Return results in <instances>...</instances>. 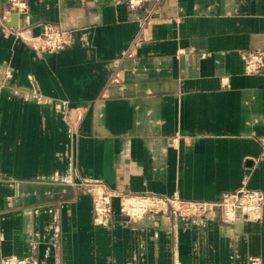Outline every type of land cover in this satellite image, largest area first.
<instances>
[{
    "label": "crops",
    "instance_id": "0c3cea01",
    "mask_svg": "<svg viewBox=\"0 0 264 264\" xmlns=\"http://www.w3.org/2000/svg\"><path fill=\"white\" fill-rule=\"evenodd\" d=\"M0 0V260L264 264L260 222L180 203L264 195V0ZM45 24L69 44L40 51ZM111 195L107 227L92 195ZM158 198L129 220L123 199Z\"/></svg>",
    "mask_w": 264,
    "mask_h": 264
},
{
    "label": "built area",
    "instance_id": "2783aa9c",
    "mask_svg": "<svg viewBox=\"0 0 264 264\" xmlns=\"http://www.w3.org/2000/svg\"><path fill=\"white\" fill-rule=\"evenodd\" d=\"M123 3L130 10H137L147 0H113ZM10 10L16 14L27 11L25 0H8ZM69 35L54 24H45L40 35V51L52 52L63 49L69 44ZM245 71L248 73H262L264 71V52H246L242 54ZM264 147V140H262ZM264 161V152L260 155ZM111 195L100 192L92 195L93 222L98 226L107 227L111 216ZM160 200L154 197L123 199L121 213L129 220L138 219L145 212L152 213ZM219 210L223 223L230 224L238 217L260 222L264 212V195L257 190L241 188L234 192L224 193L216 203L186 202L180 203L174 210L176 217L185 222L189 217L202 216L207 212ZM0 264H36L25 258L8 257L0 260ZM248 264H259L257 258H250Z\"/></svg>",
    "mask_w": 264,
    "mask_h": 264
}]
</instances>
